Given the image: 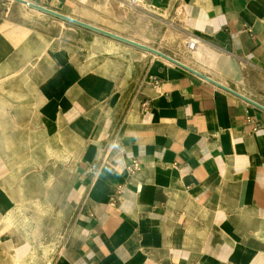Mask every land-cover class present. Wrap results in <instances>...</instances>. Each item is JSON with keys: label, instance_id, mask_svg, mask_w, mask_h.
Masks as SVG:
<instances>
[{"label": "crops", "instance_id": "crops-1", "mask_svg": "<svg viewBox=\"0 0 264 264\" xmlns=\"http://www.w3.org/2000/svg\"><path fill=\"white\" fill-rule=\"evenodd\" d=\"M29 1L264 105V0H113L175 14L176 53L78 16L104 0ZM25 8L0 0V264H264V111L100 33L60 41Z\"/></svg>", "mask_w": 264, "mask_h": 264}, {"label": "rangeland", "instance_id": "rangeland-1", "mask_svg": "<svg viewBox=\"0 0 264 264\" xmlns=\"http://www.w3.org/2000/svg\"><path fill=\"white\" fill-rule=\"evenodd\" d=\"M121 3L120 1L104 0L103 3L91 5L87 14L78 16H85L93 22L109 26L171 53H176L189 39L188 33L175 14L158 10H144L138 6ZM25 10L34 13L35 15L32 17L49 29L53 36L59 33L60 41L85 48L90 45L91 38L94 43L100 40L97 37L98 34L92 30L46 13H39L38 10L27 8V6ZM34 214L40 220L41 214L46 213ZM50 216L52 218V212ZM35 230L40 231V229Z\"/></svg>", "mask_w": 264, "mask_h": 264}, {"label": "water", "instance_id": "water-1", "mask_svg": "<svg viewBox=\"0 0 264 264\" xmlns=\"http://www.w3.org/2000/svg\"><path fill=\"white\" fill-rule=\"evenodd\" d=\"M13 1H16V2H19V3H22L24 5H27L29 7H32L38 11H41V12H44V13H47L49 15H52V16H55L57 18H60L64 21H67V22H70V23H73L75 25H78V26H81L83 28H86V29H89V30H92L94 32H97V33H100L102 35H105V36H108V37H111V38H114L116 40H119V41H122V42H125V43H128L130 45H133V46H136L138 48H141L145 51H148L150 53H153V54H156V55H159L181 67H183L184 69L190 71L191 73L217 85L218 87H221L231 93H233L234 95L240 97L241 99H243L244 101L258 107L259 109L263 110L264 111V105L259 103L258 101L242 94L241 92L239 91H236L234 90L233 88L213 79L212 77L208 76V75H205L203 74L202 72L182 63L181 61L175 59L174 57L168 55L167 53L159 50V49H156L150 45H147V44H144L142 42H139V41H136L134 39H131V38H128V37H125L123 35H120V34H117L113 31H110V30H107L105 28H102V27H99L97 25H94L92 23H89V22H86V21H83L81 19H78L76 17H73V16H70V15H67L65 13H62V12H59L57 10H53L51 8H48L46 6H43L39 3H35V2H32V1H29V0H13Z\"/></svg>", "mask_w": 264, "mask_h": 264}, {"label": "built area", "instance_id": "built-area-1", "mask_svg": "<svg viewBox=\"0 0 264 264\" xmlns=\"http://www.w3.org/2000/svg\"><path fill=\"white\" fill-rule=\"evenodd\" d=\"M139 0H131L132 4H136ZM245 31H251V29L248 26H244ZM199 44L198 39L189 40L188 47L191 50H194ZM247 121L253 124V129H258L261 127L260 123L253 121L252 119L247 117ZM140 167V161L138 158H133L131 163L128 165V170L131 174H134L138 171Z\"/></svg>", "mask_w": 264, "mask_h": 264}, {"label": "bare ground", "instance_id": "bare-ground-1", "mask_svg": "<svg viewBox=\"0 0 264 264\" xmlns=\"http://www.w3.org/2000/svg\"><path fill=\"white\" fill-rule=\"evenodd\" d=\"M13 1V0H12ZM25 6H27V5H25ZM27 7H29V6H27ZM30 8H32V7H30ZM32 9H34V8H32ZM36 10V9H35Z\"/></svg>", "mask_w": 264, "mask_h": 264}]
</instances>
